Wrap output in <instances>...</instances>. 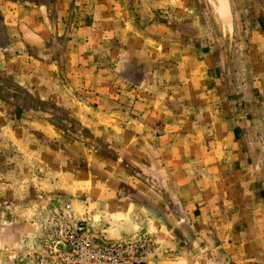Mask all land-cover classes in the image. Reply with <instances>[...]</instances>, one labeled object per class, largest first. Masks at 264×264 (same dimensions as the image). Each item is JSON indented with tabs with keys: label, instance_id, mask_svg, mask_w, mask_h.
Wrapping results in <instances>:
<instances>
[{
	"label": "crops",
	"instance_id": "obj_1",
	"mask_svg": "<svg viewBox=\"0 0 264 264\" xmlns=\"http://www.w3.org/2000/svg\"><path fill=\"white\" fill-rule=\"evenodd\" d=\"M231 9L0 0V118L107 241L149 231L165 264H264V32Z\"/></svg>",
	"mask_w": 264,
	"mask_h": 264
},
{
	"label": "rangeland",
	"instance_id": "obj_2",
	"mask_svg": "<svg viewBox=\"0 0 264 264\" xmlns=\"http://www.w3.org/2000/svg\"><path fill=\"white\" fill-rule=\"evenodd\" d=\"M227 1L236 19L232 26L234 32L245 29L264 32V0ZM10 125L8 118H0V264H27V259L36 251L39 239L43 236L42 221L50 210L67 201H84L88 211L93 212L97 227L102 221L100 216L94 215L96 209L88 198H82V194L67 198L60 192L63 183L50 171L53 166L42 165L28 155V151L17 144L19 139L10 132ZM52 195L56 196L49 198ZM98 229L105 243L134 238L140 232L147 233L153 237L154 245L144 264L166 263L163 261L165 253L163 257L153 233L136 229L129 231L122 239L110 242L106 240L104 232Z\"/></svg>",
	"mask_w": 264,
	"mask_h": 264
},
{
	"label": "built area",
	"instance_id": "obj_3",
	"mask_svg": "<svg viewBox=\"0 0 264 264\" xmlns=\"http://www.w3.org/2000/svg\"><path fill=\"white\" fill-rule=\"evenodd\" d=\"M92 213L84 201H67L50 210L42 221L43 236L27 264L145 263L154 245L151 235L140 232L133 239L105 243Z\"/></svg>",
	"mask_w": 264,
	"mask_h": 264
}]
</instances>
